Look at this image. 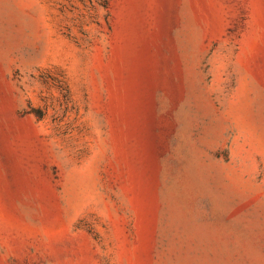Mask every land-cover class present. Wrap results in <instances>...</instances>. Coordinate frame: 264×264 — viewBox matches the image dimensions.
<instances>
[{
    "label": "rangeland",
    "instance_id": "374dc122",
    "mask_svg": "<svg viewBox=\"0 0 264 264\" xmlns=\"http://www.w3.org/2000/svg\"><path fill=\"white\" fill-rule=\"evenodd\" d=\"M0 264H264V0H0Z\"/></svg>",
    "mask_w": 264,
    "mask_h": 264
},
{
    "label": "trees",
    "instance_id": "16d2710c",
    "mask_svg": "<svg viewBox=\"0 0 264 264\" xmlns=\"http://www.w3.org/2000/svg\"><path fill=\"white\" fill-rule=\"evenodd\" d=\"M63 83H66V81L63 79V81H62Z\"/></svg>",
    "mask_w": 264,
    "mask_h": 264
}]
</instances>
